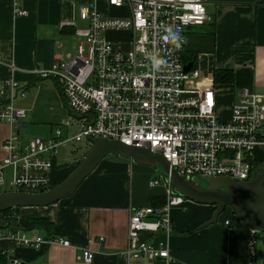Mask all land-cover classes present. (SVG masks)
<instances>
[{"label": "built area", "instance_id": "2783aa9c", "mask_svg": "<svg viewBox=\"0 0 264 264\" xmlns=\"http://www.w3.org/2000/svg\"><path fill=\"white\" fill-rule=\"evenodd\" d=\"M107 4L125 7L128 16L102 18L92 5L80 8L78 18L87 28L75 31V35L83 38L85 45H79L76 54L64 61L32 70L38 79L52 78L59 83L69 112L47 135L19 140L17 127L24 109L16 101L25 91L16 79L0 86V121L8 126L3 141L6 154L0 160V187L31 192L48 189L54 184L51 173L56 158H61L60 165H67V154L73 153L72 146L66 149L67 144L89 146L87 137L118 140L159 153L187 179L203 175L251 180L264 161V93L240 87L226 117H222L216 86L203 80L193 65L183 69L187 29L208 21L204 2L107 0ZM13 13L25 15L15 5ZM169 29L178 32L182 40L165 39ZM107 32H129V48L115 50L105 37ZM155 60L164 62L159 70L154 69ZM6 168L10 172L7 183ZM157 183L148 181L149 186ZM182 200L167 185L159 206L132 207L126 223V245L118 254L125 260L144 258L166 264L170 256L166 238L172 232L169 209ZM248 233L247 264H254L255 232L248 229ZM0 238L11 247L35 251L51 244H69L67 239L14 228L0 231ZM81 256L89 262L93 254L84 247ZM6 264L28 263L7 258Z\"/></svg>", "mask_w": 264, "mask_h": 264}, {"label": "crops", "instance_id": "0c3cea01", "mask_svg": "<svg viewBox=\"0 0 264 264\" xmlns=\"http://www.w3.org/2000/svg\"><path fill=\"white\" fill-rule=\"evenodd\" d=\"M202 1L208 21L187 29L183 52L194 58L193 66L203 80L213 83L215 68L232 70L231 82L213 83L219 107L226 104L228 108L240 87L264 93V0ZM14 5L25 15H14ZM87 5H92L102 18L128 16L125 7L113 8L107 0H0V86L8 79H16L25 91L16 101L24 109L17 127L20 141L47 135L53 124L69 115L59 83L52 78L38 79L32 70L64 61L76 54L79 45H85L75 31L87 28V23L78 18L79 9ZM105 37L117 51L130 46L129 32H107ZM7 135V124L0 121V160L6 154L3 141ZM60 159L56 158V167ZM76 160L70 167L52 169L54 184L77 164ZM126 162L130 161L104 157L72 192L57 202L42 207H17L6 214L13 215V222L22 220L27 225L17 226L0 218V231L22 229L69 242L66 246L51 244L35 251L30 247H11L0 238V264H6L7 258L28 264H158L144 258L125 260L118 254L126 245L129 210L146 204L159 206L167 188L163 181L159 190L153 189L155 185H148L150 179L144 190L136 188L128 171L130 163ZM152 168L147 169L152 172ZM9 177L6 168V183ZM212 210L211 205L189 200L170 207L172 232L166 238L170 255L166 264H247L248 229L228 208L214 223L202 225ZM225 220L227 224L223 223ZM253 240V262L264 264V232L255 233ZM84 247L93 254L89 262L82 259Z\"/></svg>", "mask_w": 264, "mask_h": 264}, {"label": "water", "instance_id": "95a60500", "mask_svg": "<svg viewBox=\"0 0 264 264\" xmlns=\"http://www.w3.org/2000/svg\"><path fill=\"white\" fill-rule=\"evenodd\" d=\"M192 60L183 65L184 71ZM90 145L68 173L48 189L42 191H0V212L15 207H42L57 202L72 192L80 182L108 154L157 168L172 193L194 203L212 205L210 217L202 225L214 223L218 215L229 207L235 217L255 232L264 231V162L251 180H233L224 176H192L184 178L176 173L159 153L144 147L128 146L118 140L87 137ZM1 221V219H0Z\"/></svg>", "mask_w": 264, "mask_h": 264}, {"label": "rangeland", "instance_id": "374dc122", "mask_svg": "<svg viewBox=\"0 0 264 264\" xmlns=\"http://www.w3.org/2000/svg\"><path fill=\"white\" fill-rule=\"evenodd\" d=\"M186 36V35H185ZM190 55V53L188 54V52L186 51V52H184L183 53V58H187L188 56ZM237 91H238V89H237ZM237 91H235L236 93H237ZM236 93H235V96H234V94L233 93H231V94H233V96L231 97V99H236ZM220 114H221V116L222 117H226V115H227V110H228V108H227V106H226V104H220ZM67 117V116H66ZM65 118V117H64ZM54 125V124H53ZM73 132V131H72ZM73 133H75V130H74V132ZM73 147V153H68L67 154V161H69V163L67 164V165H64V164H62V165H59L58 167H56V166H53V170L54 171H58L59 169H63L64 168V166H68V167H70L71 165H70V163H73L72 161H73V157L71 156V155H74L75 156V162L74 163H76L78 160H80L82 157H83V155L85 154V152L87 151V149H88V145L86 144V143H83V144H79V143H75V145H74V143H68L67 144V147H66V149L69 151V150H71V148L70 147ZM60 157V156H59ZM105 157H107V158H115L116 160H119V161H123V162H125V161H129V160H124V159H122V158H119L118 157V155H117V153H115V152H113V153H111V154H108V155H106ZM58 158V157H57ZM264 162V161H263ZM126 163H130V166H128V171H129V173H130V175H131V181H132V184H133V186H135L136 188H138V189H140V190H144V188H145V183L147 182V180L148 179H150V180H158V183L153 187V189H155V190H159L160 189V187L163 185V178H162V176H161V174H160V172L158 171V169L157 168H152V167H150V166H147V165H143V164H138V163H135V162H132V161H130V162H126ZM76 165V164H75ZM74 165V166H75ZM73 166V167H74ZM260 166H261V164H259V166L257 167V169H258V171H259V169H260ZM152 168L153 170H152V172L150 171V170H148L147 168ZM70 169H72V167L71 168H69V170ZM69 170L66 172V173H68L69 172ZM257 171V172H258ZM66 173L64 174V176L66 175ZM51 176H52V179H54V175L53 174H51ZM63 176V177H64ZM148 187V186H147ZM3 190H9V188L7 187V186H5V187H3V188H0V191H3ZM182 197V196H181ZM182 199L183 200H189V199H187V198H185V197H182ZM189 201H191V200H189ZM193 202V201H192ZM196 204V203H195ZM198 204V203H197ZM212 206V205H211ZM227 208L228 209H230L229 207H226L220 214H219V217L223 214V212L225 211V212H227L228 210H227ZM230 211H231V209H230ZM232 212V211H231ZM233 213V212H232ZM255 232V231H254ZM264 232V231H263ZM262 232V233H263ZM255 233H260V232H255Z\"/></svg>", "mask_w": 264, "mask_h": 264}, {"label": "trees", "instance_id": "16d2710c", "mask_svg": "<svg viewBox=\"0 0 264 264\" xmlns=\"http://www.w3.org/2000/svg\"><path fill=\"white\" fill-rule=\"evenodd\" d=\"M183 59L186 62L192 60L193 61L192 65L194 64V58L191 57V55H189L187 58H183ZM232 78H233L232 70H229V69H217V68L212 70V81L215 84L216 83H229V82L232 81ZM16 208L17 207L1 211L0 212V218L3 219L5 222L10 223V224L15 223V225H17V226H20V224L21 225H27V222L26 221H22V220H20L19 222L18 221L17 222H13L14 221V219L12 217L13 215L12 216L6 215V214H8V212L10 213L11 210H14ZM31 223H33V222H31ZM31 223H28V224H31Z\"/></svg>", "mask_w": 264, "mask_h": 264}, {"label": "clouds", "instance_id": "9594fccd", "mask_svg": "<svg viewBox=\"0 0 264 264\" xmlns=\"http://www.w3.org/2000/svg\"><path fill=\"white\" fill-rule=\"evenodd\" d=\"M168 31H169V36H166L165 39H170L173 42H178V41L182 40V37H180L178 32L174 33V32H172L171 29H169ZM176 46L179 47L180 46L179 43H177ZM163 63L164 62L161 60H155L154 61V69L159 70Z\"/></svg>", "mask_w": 264, "mask_h": 264}]
</instances>
